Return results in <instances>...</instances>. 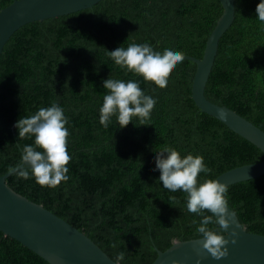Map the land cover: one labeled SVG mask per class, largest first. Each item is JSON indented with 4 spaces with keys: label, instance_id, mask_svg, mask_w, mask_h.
Returning <instances> with one entry per match:
<instances>
[{
    "label": "trees",
    "instance_id": "obj_1",
    "mask_svg": "<svg viewBox=\"0 0 264 264\" xmlns=\"http://www.w3.org/2000/svg\"><path fill=\"white\" fill-rule=\"evenodd\" d=\"M12 0H0V10ZM259 0H235V18L219 39L205 96L264 130V24ZM219 0H100L93 6L20 26L0 54V175L17 165L20 117L52 102L63 107L69 130V180L42 187L10 174L7 184L88 235L118 264H150L157 250L197 238L200 217L186 194L161 186L155 151L164 145L202 155L215 179L236 166L263 159L256 145L201 111L191 97L196 63L184 58L161 86L125 73L108 51L130 43L173 46L201 58L221 15ZM106 78L137 80L158 99L148 120L120 128L115 117L100 125ZM226 198L250 232L264 235V174L227 186ZM208 214V213H205ZM123 253V257L119 253ZM0 264H50L0 230Z\"/></svg>",
    "mask_w": 264,
    "mask_h": 264
},
{
    "label": "water",
    "instance_id": "obj_2",
    "mask_svg": "<svg viewBox=\"0 0 264 264\" xmlns=\"http://www.w3.org/2000/svg\"><path fill=\"white\" fill-rule=\"evenodd\" d=\"M100 0H12L0 10V54L10 36L22 25L89 8ZM223 7L205 43L201 58L184 55L196 63L191 97L203 112L217 118L264 154V130L226 105L205 96V86L218 50L219 39L235 18V0H219ZM14 168V167H13ZM10 170L0 175V230L34 251L50 264H118L88 235L66 220L16 192L6 182ZM264 174V156L260 161L233 167L215 179L226 186ZM231 220L226 230L227 255L215 259L200 247L203 238L179 240L150 264H264V235L250 232L227 205ZM233 230L235 243L232 242Z\"/></svg>",
    "mask_w": 264,
    "mask_h": 264
},
{
    "label": "clouds",
    "instance_id": "obj_3",
    "mask_svg": "<svg viewBox=\"0 0 264 264\" xmlns=\"http://www.w3.org/2000/svg\"><path fill=\"white\" fill-rule=\"evenodd\" d=\"M255 13L256 19L264 24V0L256 4ZM107 54L125 73L154 80L161 86L168 84L172 70L184 59L182 51L173 46L161 49L150 43L118 46ZM102 87L107 90L98 110L102 127L108 128L113 117L120 128L133 121L134 117L142 121L150 119L158 97L141 87L137 80L106 78ZM67 123L63 107L56 102L15 121L18 137L29 138L32 143L22 146L20 159L10 169L11 173L19 179H34L40 186L49 188L68 181L67 164L71 157L67 151ZM154 161L153 170L159 171L161 186L172 193L179 191L186 194V210L200 217L199 222L193 220L196 233L203 238L200 247L215 259L226 256L228 240L224 238V233L231 220L227 207V186L218 179H198L200 173L212 171L202 155L191 152L181 155L175 147L164 145L155 151ZM232 242L235 243L234 230ZM119 256L122 258L123 253Z\"/></svg>",
    "mask_w": 264,
    "mask_h": 264
},
{
    "label": "bare ground",
    "instance_id": "obj_4",
    "mask_svg": "<svg viewBox=\"0 0 264 264\" xmlns=\"http://www.w3.org/2000/svg\"><path fill=\"white\" fill-rule=\"evenodd\" d=\"M253 144V143H252ZM229 205V204H228Z\"/></svg>",
    "mask_w": 264,
    "mask_h": 264
}]
</instances>
